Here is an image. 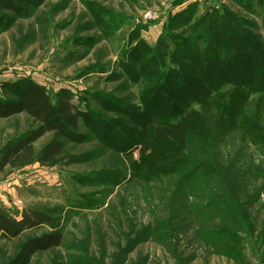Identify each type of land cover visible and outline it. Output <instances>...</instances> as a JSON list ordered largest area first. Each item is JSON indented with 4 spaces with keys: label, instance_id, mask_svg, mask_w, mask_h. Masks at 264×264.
Instances as JSON below:
<instances>
[{
    "label": "rangeland",
    "instance_id": "obj_1",
    "mask_svg": "<svg viewBox=\"0 0 264 264\" xmlns=\"http://www.w3.org/2000/svg\"><path fill=\"white\" fill-rule=\"evenodd\" d=\"M217 6L230 10L238 31L264 48L258 0H25L19 13L0 12V96L14 98L33 80L52 99L67 90L96 117L76 131L85 142H65L75 163H34L0 174V206L12 214L29 206L58 212L61 244L23 264H264V99L241 87L236 97L243 103L234 110L227 86L217 96L201 95L207 77L224 79L230 68L221 72L216 60L204 62L207 73H200L184 47L195 50L189 29ZM163 33L167 68L169 50H179L180 71L191 73L190 84L198 87L159 79L153 64L147 69L139 61L141 43L155 46ZM241 46L237 41L236 50L259 67L257 50L249 58ZM246 67L230 71L240 78L249 75ZM197 94L200 122L180 155L170 166L140 171L133 147L147 104L150 116H170ZM34 126L23 113L0 119V146ZM51 137L43 135L35 148ZM48 231L0 239V264H12L27 239Z\"/></svg>",
    "mask_w": 264,
    "mask_h": 264
},
{
    "label": "trees",
    "instance_id": "obj_2",
    "mask_svg": "<svg viewBox=\"0 0 264 264\" xmlns=\"http://www.w3.org/2000/svg\"><path fill=\"white\" fill-rule=\"evenodd\" d=\"M24 2L25 0H0V12L19 13ZM258 2L264 12V0H258ZM191 15L192 13L185 14L184 24L190 22ZM4 19L5 14H0V23ZM189 30L194 32L192 39L193 44L195 43V50L190 49L188 44L187 46L183 45L185 51L191 53L196 62L195 67L200 73H207V69L203 68L204 62L212 65L217 61L221 72H226L229 68L232 70V67L235 68L239 64L247 66L249 72L248 76L243 75L237 78L229 70L227 72L229 76L224 79L217 78L215 82H211L209 76L208 80L201 84L203 85L201 95L206 96L214 93L217 96L219 89L227 86L225 95H228L229 104L234 107V110L243 103L238 98L239 96L236 97L239 93L237 89L241 87H243L242 91L246 96L256 94L264 99V48L254 35L248 34L247 36L251 40H247V36L238 31L237 19L230 10L222 6L208 9L196 25L193 24ZM165 35V33L161 34L155 46L141 43L145 47V52L139 53L140 57L143 56L142 59L139 58V61L142 60L147 69L153 64L155 67L153 74L159 79L171 78L178 86L186 82L190 84L191 73L181 72L178 62L175 61L179 50L175 52L169 50V61H171L169 64L172 66L169 65L167 68L166 55L161 54V49L168 48V40ZM237 41H242L241 49L246 51L249 58L257 50L256 56L262 61L259 67L249 64L248 58L236 50ZM170 44L172 43L169 41V46ZM221 48H224L225 51H221ZM227 58L229 65L225 66L224 62L227 61ZM76 59H80V55ZM190 85L198 87L197 83ZM148 92L145 93L146 96ZM198 95L184 100L182 108L170 116H163L162 112L150 116L149 111L153 105L150 107L147 104L148 116L140 122V136L133 147L141 158L140 171L146 169L157 171L166 167L168 162L170 166L173 159L180 155L186 145L187 135L196 130L200 122L199 112L193 107ZM222 95L220 96L222 97ZM169 99H171L170 96ZM22 113L27 115L35 126L19 136L8 139L0 146V174L7 167L20 168L34 163L50 166L75 163L76 160L72 156L65 154V142L77 144L85 142L86 137L77 134L76 131L80 124L88 127L96 122V117L89 110H82L72 102L71 95L67 90L61 91L52 99L46 88L33 80H28L16 91L14 98L0 96V119H7ZM46 133H52V137L36 149L35 143ZM163 142H166L165 150L161 147ZM160 161L163 164H160ZM57 213L55 208L29 206L25 207L20 214L14 215L7 208L0 206V239L9 241L28 230L49 228L48 232L39 237L27 239L12 264H23L30 255L61 244L63 235L59 219L56 216Z\"/></svg>",
    "mask_w": 264,
    "mask_h": 264
},
{
    "label": "built area",
    "instance_id": "obj_3",
    "mask_svg": "<svg viewBox=\"0 0 264 264\" xmlns=\"http://www.w3.org/2000/svg\"><path fill=\"white\" fill-rule=\"evenodd\" d=\"M147 18H148V16L145 15L144 18H143L144 20H142V21H147Z\"/></svg>",
    "mask_w": 264,
    "mask_h": 264
}]
</instances>
